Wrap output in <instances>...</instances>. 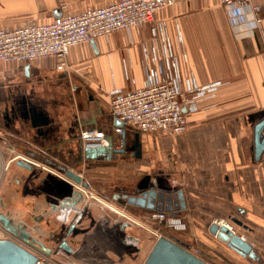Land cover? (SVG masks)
<instances>
[{"label":"crops","instance_id":"1","mask_svg":"<svg viewBox=\"0 0 264 264\" xmlns=\"http://www.w3.org/2000/svg\"><path fill=\"white\" fill-rule=\"evenodd\" d=\"M109 1L0 0V26L44 23L61 14L63 4L78 13ZM253 3L264 7V0ZM253 17L250 6L229 9L219 0H191L155 14L156 38L148 25L79 43L60 71L54 57L0 61L1 149L8 153L6 148L13 147L38 163L19 193L24 209L38 213L68 195L73 184L55 166H73L81 130L110 135L115 149L125 141L122 153L83 154L74 167L90 184L92 206L71 234V250L56 249L52 259L142 264L150 248L137 250L127 235L146 226L197 249L211 264H264V150L258 160L252 150L254 125L264 117V19L254 26ZM161 78L173 79L182 90L191 88L187 130L142 132L110 113L114 93ZM200 87L208 88L201 92ZM117 127L121 134L115 133ZM151 188L183 192L186 208L173 214L185 222V231L166 230L152 223L144 208L124 204L123 195ZM213 220L229 222L257 258L242 257L211 235ZM125 221L133 229H121Z\"/></svg>","mask_w":264,"mask_h":264},{"label":"built area","instance_id":"2","mask_svg":"<svg viewBox=\"0 0 264 264\" xmlns=\"http://www.w3.org/2000/svg\"><path fill=\"white\" fill-rule=\"evenodd\" d=\"M191 0H111L100 7H86L83 11L72 13L65 9L59 16H52L44 23L37 24L27 21L14 29L0 26V61L27 63L36 59L54 57L56 69L68 67L67 56L71 47L106 36L122 29L140 30L149 25L152 38L158 35L154 22L155 14L164 7ZM229 9L250 6L254 13V26H259L264 19V7L254 4V0H219ZM160 73L163 69L158 67ZM154 69L150 70L153 77ZM208 87H200L205 91ZM190 89L182 90L173 79L161 78L148 82L144 87L133 91H119L112 95L109 103L110 113L122 122L130 123L142 132L153 134L176 135L187 130ZM115 133L121 134L122 128L117 127ZM112 137L97 129L87 128L79 133L82 148H101L108 145ZM5 155L0 146L1 176L7 171L9 163L17 158L25 159L34 165L38 164L29 158L17 154L13 147L6 148ZM127 198V195H123ZM149 220L166 230L183 232L185 222L176 214L155 211L149 214ZM211 223L225 225L236 233L229 222L213 220ZM145 231L155 236H169L142 226ZM241 236V235H240ZM243 240L244 236H241ZM0 239L12 240L37 256L36 264H60L50 256H45L34 247L20 241L0 226ZM153 243V244H154ZM194 256L203 259L197 249L187 247Z\"/></svg>","mask_w":264,"mask_h":264},{"label":"water","instance_id":"3","mask_svg":"<svg viewBox=\"0 0 264 264\" xmlns=\"http://www.w3.org/2000/svg\"><path fill=\"white\" fill-rule=\"evenodd\" d=\"M59 15L60 12L54 16ZM27 70L28 65L25 66L26 73ZM183 112L187 113V110L183 108ZM253 132L254 144L252 150L254 159L258 160L264 150V117L254 125ZM112 145L113 142L110 139L108 145L105 147L84 149L81 146L78 148L79 156L71 162L73 165L71 168H67L64 165L55 166L73 184L68 195L57 198L53 202H48L38 213H34L26 208L24 209L22 206L14 210L5 209L2 206V210L0 211V226L45 256H51L56 249L71 250L69 244L72 241L71 234L92 206V203L89 201L92 198H90V184L80 173L74 170V167L82 161L83 154V157L95 158L106 152L110 157L111 154L122 153L125 141L122 138V147L120 149H115ZM47 162L45 161L46 164H50ZM10 165H16L27 171V180L34 172L35 167L33 163L22 158L11 161ZM125 203L142 207L147 212L165 210L166 212L173 213L186 208L184 195L181 190L172 192L169 190H157L155 188L145 189L138 195H128ZM26 215L28 216L26 217ZM231 221L237 225L241 224L236 219H232ZM54 227L56 229L55 236L46 239V233ZM126 227L131 230L134 226L130 222L125 221L121 225V229L125 230ZM208 231L229 249L242 257L257 258L256 251L253 249L251 243L243 240L238 233L228 229L225 225L219 226L215 223H210ZM127 239L129 244L140 251L144 250L149 242V237L143 235L142 231L138 230H134L128 234ZM187 247L175 238L160 236L150 247L149 253L142 264H211L204 259L192 255L187 250ZM37 260V256L22 245L9 239H0V264H36Z\"/></svg>","mask_w":264,"mask_h":264},{"label":"flooded vegetation","instance_id":"4","mask_svg":"<svg viewBox=\"0 0 264 264\" xmlns=\"http://www.w3.org/2000/svg\"><path fill=\"white\" fill-rule=\"evenodd\" d=\"M27 171L16 166L10 165L6 171V176L0 179V211L2 210V206L5 209H17L21 204L19 201V193L22 188L29 184L30 182L27 180L26 175ZM32 184V183H31ZM28 215H26L27 217ZM56 229L51 228L46 233V239L53 238L55 236Z\"/></svg>","mask_w":264,"mask_h":264},{"label":"rangeland","instance_id":"5","mask_svg":"<svg viewBox=\"0 0 264 264\" xmlns=\"http://www.w3.org/2000/svg\"><path fill=\"white\" fill-rule=\"evenodd\" d=\"M1 119H3V118H1ZM2 121H3V120H2ZM3 122H4V121H3ZM5 122H8L7 117H6V121H5ZM3 152H4V154L6 155L7 152H6L5 150H3ZM5 174H6V172L3 173L4 176H6ZM3 175L1 176V178L3 177ZM1 178H0V179H1ZM142 233H143V235H147V236L149 237V242H148V246H147V247H148V248L152 247V245H153V243H154V240H155V236H153L152 234H150L149 232H147V231H145V230H143ZM147 247H146V248H147ZM146 248H145V249H146ZM145 249H144V250H145Z\"/></svg>","mask_w":264,"mask_h":264},{"label":"trees","instance_id":"6","mask_svg":"<svg viewBox=\"0 0 264 264\" xmlns=\"http://www.w3.org/2000/svg\"><path fill=\"white\" fill-rule=\"evenodd\" d=\"M155 211H158V210H154V211H152V212H155ZM163 211V210H162ZM151 213V212H150ZM171 238H173V237H171Z\"/></svg>","mask_w":264,"mask_h":264}]
</instances>
